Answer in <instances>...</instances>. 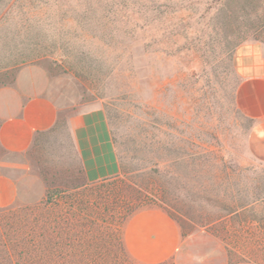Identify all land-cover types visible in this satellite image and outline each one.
Returning a JSON list of instances; mask_svg holds the SVG:
<instances>
[{
	"label": "rangeland",
	"instance_id": "obj_1",
	"mask_svg": "<svg viewBox=\"0 0 264 264\" xmlns=\"http://www.w3.org/2000/svg\"><path fill=\"white\" fill-rule=\"evenodd\" d=\"M251 42L264 46V0H0V88L40 65L61 108L27 151L0 145L17 214L79 171L69 120L82 115L121 169L154 171L146 206L165 208L183 242L165 264H264V119L236 104L234 54ZM123 229L75 228L62 264H133Z\"/></svg>",
	"mask_w": 264,
	"mask_h": 264
},
{
	"label": "crops",
	"instance_id": "obj_2",
	"mask_svg": "<svg viewBox=\"0 0 264 264\" xmlns=\"http://www.w3.org/2000/svg\"><path fill=\"white\" fill-rule=\"evenodd\" d=\"M234 65L239 77L236 104L249 119H264V46L258 42L237 48ZM51 77L40 65L22 67L13 84L0 88V145L7 152L27 151L37 137L51 131L61 108L53 98ZM80 164L88 183L113 178L121 166L98 123L82 115L69 120ZM20 197L17 182L0 175V207ZM125 249L133 264H165L182 246L177 223L167 212L151 207L131 216L123 229Z\"/></svg>",
	"mask_w": 264,
	"mask_h": 264
},
{
	"label": "trees",
	"instance_id": "obj_3",
	"mask_svg": "<svg viewBox=\"0 0 264 264\" xmlns=\"http://www.w3.org/2000/svg\"><path fill=\"white\" fill-rule=\"evenodd\" d=\"M153 173L146 167H123L113 178L88 183L81 166L77 173L47 186L44 200L23 215L13 205L0 207V264H62L63 248L71 246L72 238L78 242L81 232L77 235L75 228L105 223L107 218L123 220L125 226L135 213L151 208L146 204L154 197L148 182ZM19 217L21 226L15 222Z\"/></svg>",
	"mask_w": 264,
	"mask_h": 264
}]
</instances>
